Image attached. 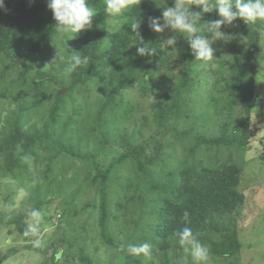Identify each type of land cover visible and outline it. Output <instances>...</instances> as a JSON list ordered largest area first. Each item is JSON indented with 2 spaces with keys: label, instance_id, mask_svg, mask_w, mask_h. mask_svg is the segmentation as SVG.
Wrapping results in <instances>:
<instances>
[{
  "label": "trees",
  "instance_id": "1",
  "mask_svg": "<svg viewBox=\"0 0 264 264\" xmlns=\"http://www.w3.org/2000/svg\"><path fill=\"white\" fill-rule=\"evenodd\" d=\"M4 3L6 10H0V104L11 100L17 108L7 112L0 107V174L4 180L11 178L29 188L25 201L32 206L18 208L5 218L28 242L25 247L45 253L52 249V264H97L93 251L81 242L88 235L81 236L75 226L80 212L77 197L91 189L97 197L85 202L81 210L97 211L101 242L119 251L122 264H194L176 235L185 226L210 249L209 263L226 260L236 264L242 248L236 215L247 201L240 189L244 166L231 157L213 163L203 156L208 149L232 144L250 148V136H255L250 119L258 102L256 77L263 38L254 29L264 25L251 28L238 18L233 25L222 26L234 38L228 43L214 42L215 59L205 64L195 60L182 34L171 29L156 33L149 27L153 17H160L163 23L159 6H173V0H135L121 16H108L105 0H89L96 12L91 30L73 34L70 40L61 36L52 51L66 50V59H58L51 69L42 65L33 76L27 60L47 46L49 33H55L53 13L47 0ZM191 10L201 9L193 6ZM139 19L140 27L133 33L130 24ZM216 19L220 17L213 10L201 16L199 23ZM169 32L180 41L179 51L172 46L161 49ZM141 39L156 47L157 54L151 58L136 55V47L143 46L138 44ZM73 51L87 55L89 65L66 75L63 69ZM177 68L179 73H171ZM51 84L60 88L55 90ZM63 87L66 94L59 93ZM131 91H137L140 100L128 98ZM80 92L98 94L96 110L84 117L74 108L66 116L68 97ZM222 113L227 120L218 134L201 131L207 123L213 128V120ZM191 119H195L192 130L183 131L179 125ZM137 121H141L140 127L133 128ZM67 136L69 141H65ZM110 151L118 153L110 157ZM63 159L82 162L84 170L76 173L81 180L77 179V188L58 215L62 234L51 247H34V237L24 235L28 213L33 209L42 213L55 197L65 194L61 192L67 184L60 188L59 172L55 173ZM125 163L132 174L116 178L115 168ZM113 183L121 191L116 199L111 197ZM12 199V195L3 198L6 205ZM184 211L190 214V224L181 219ZM112 222L121 234L129 230L132 234L117 238ZM73 232L78 234L72 236ZM122 240L150 243L152 257L127 255L119 249ZM15 249H9L0 262Z\"/></svg>",
  "mask_w": 264,
  "mask_h": 264
},
{
  "label": "rangeland",
  "instance_id": "2",
  "mask_svg": "<svg viewBox=\"0 0 264 264\" xmlns=\"http://www.w3.org/2000/svg\"><path fill=\"white\" fill-rule=\"evenodd\" d=\"M30 1L36 2L37 0ZM170 34L173 33L169 32L167 34L168 38ZM47 38V46L43 47L38 54L27 60L29 65L32 66L30 74H33V76H35L42 65L45 64V68L51 69L53 65H56L58 63L59 56H62L64 57V59H66V56L68 54L66 50H62L61 48L58 52L52 51L54 43L61 38V35L56 33H49L47 35ZM51 38H53V41H50ZM180 47V41L177 40L175 50L177 48L179 51ZM260 50L261 51L258 58L259 72L256 77V94L258 95V102L257 106L254 108L251 114L250 119L251 127L255 129V136H250V140H252L250 148L246 149L244 147H241V144L239 143L237 145L232 144L229 146H221L220 149L214 148L210 152L208 149V152L206 150V153L203 156L204 161L209 160L213 163H216V160L225 161L227 158L231 157L244 166L240 189L246 193L247 201L246 204L241 208L240 213L236 215L242 244L241 256L239 255L240 258L238 259V262L236 264H264V36L261 40ZM57 54H59V56L56 62L51 64L52 61L56 58ZM17 61L18 63L22 64V61ZM174 72L175 74L179 73V68H177L175 71H172L171 73ZM50 87L55 88V90L56 88H60L55 86L54 84H51ZM60 90L61 91L59 93L62 94H66L68 92L66 87H63ZM206 94L207 92L204 91L203 95ZM127 97L133 99L134 101L140 100V96L137 91L128 92ZM27 100L28 102H31L32 98L27 97ZM8 101H6V103L8 102L7 105H4V103L2 102L0 104V107L7 112L17 108L15 102L11 100ZM67 101L68 108L67 113H65L66 116L71 115V113H73V109L76 108V110L81 111L84 117H88L93 115L94 111L96 110L98 94H91V92H80L78 94L75 93L73 96L68 97ZM142 102H144L143 99ZM196 112L198 113V111ZM4 113V117H6V112L4 111ZM234 116H237V114H235ZM225 120H227L225 118V115L223 113L219 114V119L213 120V128H211L212 126L208 127L207 123L205 125L207 127H201V131H204L209 135H216L219 133L220 126L223 122H225ZM194 123L195 119H191L189 120V123L185 121L184 125L182 126V124H180L179 127L183 131L185 128L186 130H192L191 127ZM140 125L141 121H137L136 125L133 124L132 126L133 128H139ZM152 129L150 130V132L152 131ZM80 130L86 133L85 127ZM87 132H89V129L87 130ZM150 132L145 131L147 136H149ZM169 137H171V135H169ZM69 139L67 136L65 138V141H69ZM260 139H263V142H261ZM180 147L178 145V148ZM203 148L206 149V145H203L202 149ZM106 153L107 151L104 153V155H106ZM117 153L118 152L112 151V154L116 155ZM112 154L110 151L108 156L111 157ZM82 166V162L78 159H63V161H61V163L56 166L57 169H55V173L57 174L59 172L58 181H61L60 188H64L62 186H65V184H67V186H65V188L61 192L65 194H59L58 197L54 198L52 205L48 207L49 209L42 211V227L40 226L42 228V234H39V239L41 240L40 247L42 249H46L47 247H49L51 245V242L56 241L63 232V230L59 228L61 225L58 215L62 212L63 203L68 200V196H70L72 190H75V188H77V179L81 180V178L76 177V173L77 169L84 170ZM129 168V163L119 165L115 168L113 175L116 178L117 175L124 178L126 176H130L132 172ZM3 177L4 176L0 174V260L9 249H11L12 247L16 249L10 254V257L8 259L0 262V264H52V249H50L48 253H45L42 251L38 252L34 249L26 248L25 246L28 242L23 239L14 225L7 223L5 219L6 217L15 214V212H18V208L20 209L24 207H31L32 203L29 204L25 201L29 193V188H26L24 186L22 187L19 184L17 185V182L12 180L11 178H6L4 180ZM40 178H42V176H40ZM16 189L19 191L18 193H16ZM120 193L121 191L118 188L117 184L113 183L111 187V197L116 199V197ZM10 195L13 196V199L6 205L3 198ZM96 197L97 194L91 189L85 190L83 194L77 197L78 210L80 212L76 216L75 226L77 227V230H79V234H81V236H83L85 233L88 235L87 240L81 242L85 244L87 243L90 251H93L92 253L93 256H95V262L97 264H122V256L120 255L119 251L115 248L102 244L101 242L100 231L98 228L97 211L92 208L86 209L85 211L81 210L85 202L94 200ZM83 228H85V230ZM111 228L117 238L127 239L126 232L132 234L131 230L125 231L121 234L120 228L116 225V223L113 222ZM70 234L74 236L78 234V232H73V234ZM35 238L36 237H34V239ZM126 243H129V241L126 240ZM139 243V240H136L134 242V244ZM74 263L77 264V261H74ZM225 263H227L226 260H224L222 264ZM59 264H63L62 261Z\"/></svg>",
  "mask_w": 264,
  "mask_h": 264
},
{
  "label": "clouds",
  "instance_id": "3",
  "mask_svg": "<svg viewBox=\"0 0 264 264\" xmlns=\"http://www.w3.org/2000/svg\"><path fill=\"white\" fill-rule=\"evenodd\" d=\"M105 13L108 16H121L130 10L135 0H105ZM140 2V0H139ZM159 6V5H158ZM193 6L201 9L200 11L191 10ZM47 7L53 13V19L56 21L54 32L61 36L72 39L73 34H79L82 31L91 30L92 18L96 12L89 6V0H47ZM162 10V20L160 17L150 18L149 27L156 33H163L166 29H171L177 34H182L195 56L196 61L208 63L214 60L215 49L212 47L217 40L230 42L234 37L232 34H226L222 31V26H231L238 18L251 28L256 25H264V0H173V6H159ZM0 10L5 9L4 0H0ZM215 10L220 19L211 20L206 23H199L201 16L211 13ZM141 24V19L134 20L130 24L133 33H136ZM261 36H264V27L255 28ZM66 40V41H67ZM138 44L143 46L136 47V55L148 56L151 58L157 54V48L149 43H144L141 39ZM133 44V45H138ZM177 44V37L173 35L162 42L164 49L166 46ZM132 45V46H133ZM131 46V47H132ZM59 54L52 61L55 63ZM60 60L64 57L59 56ZM89 65V57L81 55V52L73 51L69 54V59L63 69L66 75L75 72L82 66ZM30 222L24 235L36 237L32 243L34 247L41 246L39 234L41 231L42 213L33 209L28 213ZM187 225L191 223L190 214L184 211L181 217ZM178 243L185 252H190L194 264H209L210 249L203 243L198 235L193 232L191 227L185 226L179 230ZM152 245L148 242L133 244H119V249L131 257H152Z\"/></svg>",
  "mask_w": 264,
  "mask_h": 264
},
{
  "label": "water",
  "instance_id": "4",
  "mask_svg": "<svg viewBox=\"0 0 264 264\" xmlns=\"http://www.w3.org/2000/svg\"><path fill=\"white\" fill-rule=\"evenodd\" d=\"M18 62V61H17Z\"/></svg>",
  "mask_w": 264,
  "mask_h": 264
}]
</instances>
